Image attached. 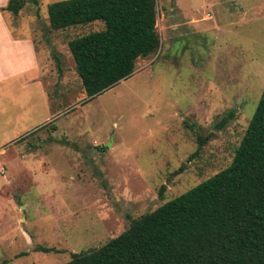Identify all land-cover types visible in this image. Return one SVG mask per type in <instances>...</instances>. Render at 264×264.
I'll list each match as a JSON object with an SVG mask.
<instances>
[{
    "label": "rangeland",
    "instance_id": "1",
    "mask_svg": "<svg viewBox=\"0 0 264 264\" xmlns=\"http://www.w3.org/2000/svg\"><path fill=\"white\" fill-rule=\"evenodd\" d=\"M57 1L7 13L50 59L0 84V264H64L226 168L264 89V0H157L160 48L93 97L69 41L104 22L52 30Z\"/></svg>",
    "mask_w": 264,
    "mask_h": 264
},
{
    "label": "trees",
    "instance_id": "2",
    "mask_svg": "<svg viewBox=\"0 0 264 264\" xmlns=\"http://www.w3.org/2000/svg\"><path fill=\"white\" fill-rule=\"evenodd\" d=\"M25 4L9 0L3 9L18 15ZM48 12L52 30L104 22L69 41L90 97L128 79L138 58L160 48L157 0H62ZM64 264H264V89L229 166Z\"/></svg>",
    "mask_w": 264,
    "mask_h": 264
},
{
    "label": "crops",
    "instance_id": "3",
    "mask_svg": "<svg viewBox=\"0 0 264 264\" xmlns=\"http://www.w3.org/2000/svg\"><path fill=\"white\" fill-rule=\"evenodd\" d=\"M8 3L9 0H0V84L13 79L20 72L27 76L33 74L30 78L33 81L38 76L35 72L39 59L50 58L48 55H38L41 50L37 48L33 37H20L16 34L7 19L10 11L3 9Z\"/></svg>",
    "mask_w": 264,
    "mask_h": 264
}]
</instances>
